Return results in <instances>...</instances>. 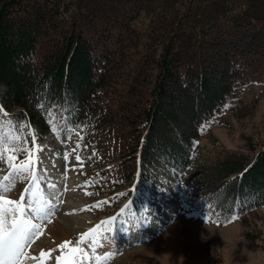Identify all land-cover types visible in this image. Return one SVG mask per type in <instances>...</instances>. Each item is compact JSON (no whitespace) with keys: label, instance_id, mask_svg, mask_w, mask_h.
<instances>
[{"label":"trees","instance_id":"1","mask_svg":"<svg viewBox=\"0 0 264 264\" xmlns=\"http://www.w3.org/2000/svg\"><path fill=\"white\" fill-rule=\"evenodd\" d=\"M262 97L264 0H0V117L29 148L79 131L112 210L170 191L215 223L264 207V142L202 144Z\"/></svg>","mask_w":264,"mask_h":264},{"label":"rangeland","instance_id":"2","mask_svg":"<svg viewBox=\"0 0 264 264\" xmlns=\"http://www.w3.org/2000/svg\"><path fill=\"white\" fill-rule=\"evenodd\" d=\"M187 115L182 111V116ZM79 136L77 131L62 127L59 133L35 139L39 177L36 184L49 198L55 195L52 202L56 208L30 252L57 248L65 240L75 241L101 220L115 216L113 232L108 234L110 242L97 249L100 255L114 253L107 264H264V207L243 219L215 223L180 208L179 198L170 191L148 196L141 208H135L128 199L116 203L112 210L115 203L107 191L111 184L105 181L106 169L92 158L82 157ZM244 138L255 145L264 142V97L257 107L244 108L230 125L213 128L202 144L208 151L238 150L244 146ZM77 155L82 158L83 167L76 160ZM91 155L97 156L95 152ZM4 169L5 164L0 162V178L7 174ZM86 182H90L87 187ZM25 188L35 191L31 181H20L8 198L19 199ZM120 188L117 186L116 191ZM102 201L107 203L92 207Z\"/></svg>","mask_w":264,"mask_h":264},{"label":"snow or ice","instance_id":"3","mask_svg":"<svg viewBox=\"0 0 264 264\" xmlns=\"http://www.w3.org/2000/svg\"><path fill=\"white\" fill-rule=\"evenodd\" d=\"M28 127L20 123L14 124L10 120L0 122V162L5 164L4 170L7 173L0 178V264H107L114 253L106 252L100 255L97 249L110 242L108 234L113 232L115 216L101 220L81 233L75 241L65 240L54 249L29 251L37 237L43 233V225L50 223L56 208L52 201L56 197L53 194L49 198L36 184L39 177L36 175L38 149L35 147V136L29 131L33 145L29 148L20 135L22 129ZM22 154L24 159L19 158ZM76 160L83 167V160L79 155ZM20 181H31L35 191L25 188L19 199H9V195ZM89 185L90 182H86L84 186ZM51 187L55 188V185ZM105 203L107 201L98 202L92 207L98 208ZM123 212L124 209H121V214ZM231 219L235 220L236 217ZM54 253L59 254L53 255Z\"/></svg>","mask_w":264,"mask_h":264}]
</instances>
